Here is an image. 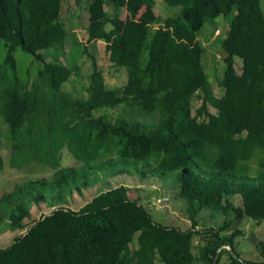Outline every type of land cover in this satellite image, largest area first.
Instances as JSON below:
<instances>
[{"label": "trees", "instance_id": "16d2710c", "mask_svg": "<svg viewBox=\"0 0 264 264\" xmlns=\"http://www.w3.org/2000/svg\"><path fill=\"white\" fill-rule=\"evenodd\" d=\"M87 1L83 50L104 41L111 66L125 68L127 79L107 85L90 55L87 97L75 99L62 90L72 71L40 53L59 54L65 47L62 0H0V120L7 129L0 130V143L4 136L16 168L35 160L54 169L0 196V232L25 230L0 247V264H213L219 248L216 264L222 256L225 264H264V239L257 261L243 259L235 249L241 231L233 226L243 217L264 222V170L248 173V160L264 150L261 0H163L180 12L156 28L155 0ZM230 12L220 43L223 93L215 96L198 33L204 21ZM17 49L40 63L26 77L17 69ZM194 98L201 100L195 113ZM102 107H120L122 114L113 120L93 114ZM64 152L79 165H61ZM96 165H111L104 172L109 176L131 166L172 176L191 227L155 223L140 196L124 184L78 209L52 203L91 186L99 177H91ZM3 167L0 151V171ZM235 195L240 205L232 202ZM42 202L55 208L27 226L32 206ZM204 209L221 212L222 224L197 228Z\"/></svg>", "mask_w": 264, "mask_h": 264}, {"label": "rangeland", "instance_id": "374dc122", "mask_svg": "<svg viewBox=\"0 0 264 264\" xmlns=\"http://www.w3.org/2000/svg\"><path fill=\"white\" fill-rule=\"evenodd\" d=\"M88 4L89 2L87 0H80L79 2H75V0H62L60 22L68 32L65 47L59 54H56L52 49L40 51L46 62L64 65L72 71L68 80L63 83L62 90L75 99H84L87 97L86 86L89 82L88 75L92 71V59L90 55L94 56L99 67L102 69L107 85L119 86L127 79L125 68H119L118 70L111 66L105 53L104 41L90 42L86 45L87 51L83 50V45L86 44V27L89 23ZM260 6L264 13V0H261ZM105 9L107 10L109 7L106 5ZM153 10L159 19L158 23L154 25V28H156L166 17L178 15L180 6H170L163 0H155ZM233 13L230 12L226 16L220 15L213 20L204 21L198 33V40L204 48L202 64L208 74L215 96H220L223 93V88L219 85V79L223 75L225 64L222 58L223 53L220 43L229 29V23L233 17ZM122 14H125V12L123 11ZM14 55L17 60V69L22 77H26L28 69L32 68L35 71L40 66V63L34 61L31 54L21 49H17ZM234 67L238 73L241 71L240 58H235ZM33 74L34 72L31 70L30 75L32 76ZM30 84L31 79L29 81ZM200 102L201 100L199 98H194L193 113H195V108L200 105ZM209 110L216 112V109L212 106H209ZM93 114H103L113 120L122 114V110L120 107H102L94 110ZM0 130L2 132L7 131L1 120ZM0 151L4 160V167L0 171V196L24 180L41 176L49 177L54 171L49 165L38 163L35 160H31L28 164L19 168L12 166L9 143L4 136L1 139ZM262 158H264V150L257 151L248 160L249 174H254L259 169L264 170V164H261ZM60 163L64 166L67 164L79 165V162L71 159L67 152L63 153ZM111 169V165L94 166L90 169L92 173L91 177H99L95 179L91 186L84 189L81 193L76 191L72 194L68 193L62 202L59 200L52 201V203L64 202L68 207L78 209L98 193L124 184L129 186L131 191L136 195L140 196V203L147 209L155 223L169 226L174 225L181 229L191 227V221L188 219L185 210V200L178 194L179 182L171 178L172 176L160 177L150 172L144 173L141 168L135 166H131L127 171L116 175H105ZM232 202L235 205H240L242 203L241 197L239 195L233 196ZM54 208L55 206L52 207L47 202L34 203L31 208V215L25 219V223L29 226L39 219L41 215L49 213ZM197 218L199 224L197 228L207 226L217 227L222 224L224 215L221 212H210L209 209H204L198 214ZM3 226L5 225L2 224L1 227ZM233 226L241 231V234L235 239L236 251L243 259L257 261L259 259L257 251L258 244L261 239H264V222L258 223L247 217H243L236 219ZM24 231L2 228L0 232V247L8 246L14 240L15 236ZM224 260L222 256L221 264H225Z\"/></svg>", "mask_w": 264, "mask_h": 264}, {"label": "water", "instance_id": "95a60500", "mask_svg": "<svg viewBox=\"0 0 264 264\" xmlns=\"http://www.w3.org/2000/svg\"><path fill=\"white\" fill-rule=\"evenodd\" d=\"M222 247H226V246L223 245ZM227 247L230 248L229 246H227ZM219 250H220V248H219L218 251H217V254H216L215 258H214V262H213V264H216Z\"/></svg>", "mask_w": 264, "mask_h": 264}]
</instances>
